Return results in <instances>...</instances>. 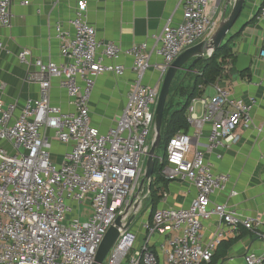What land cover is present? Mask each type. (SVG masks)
<instances>
[{
    "label": "built area",
    "instance_id": "obj_1",
    "mask_svg": "<svg viewBox=\"0 0 264 264\" xmlns=\"http://www.w3.org/2000/svg\"><path fill=\"white\" fill-rule=\"evenodd\" d=\"M13 2L0 0L3 28L12 26ZM181 6L182 22L174 25L168 20L152 36L153 45L144 42L124 49L98 39L88 23V4L80 1L68 28L64 23L55 28L61 63L32 62L29 49L19 53L20 63L37 68L29 80L39 85L40 94L18 116L17 104L0 101V264H95L100 245L117 218L122 217L125 226L132 215L136 219L128 230L120 229L105 264H203L224 241L223 225L231 232L251 231L264 243V220L245 218L212 202L216 193L226 189L229 177L214 173L204 155L194 150L207 125H211L207 146L212 152L237 146L239 129L251 123L250 104L232 98L219 85L215 96L193 100L203 110L201 117L193 107L189 110L193 134L178 132L170 139L165 156L156 157L158 173L152 184L156 178L163 183H190L197 189L196 199L188 208L153 211L149 207L147 220L141 215L151 197L149 184L138 191L154 138L164 78L181 54L209 42L224 19L218 0H181ZM260 16L264 18V4ZM4 50L0 42V52ZM122 56L133 59L135 79L116 127L101 134L91 124L89 102L100 76H124L126 68L118 63ZM152 71L159 78L145 84ZM54 80L65 90L74 111L52 105ZM55 143L67 148L61 162L53 159ZM212 217L221 225L205 243L203 222ZM142 234L140 246L138 235ZM155 235L169 237L163 257L150 246ZM245 262L264 264V254L248 253Z\"/></svg>",
    "mask_w": 264,
    "mask_h": 264
},
{
    "label": "crops",
    "instance_id": "obj_2",
    "mask_svg": "<svg viewBox=\"0 0 264 264\" xmlns=\"http://www.w3.org/2000/svg\"><path fill=\"white\" fill-rule=\"evenodd\" d=\"M22 1L14 0L12 4V26H0V42L5 46V50L0 52V101L17 104V116L29 100L39 98L40 94L39 85L29 80V75L36 72L37 68L20 63L19 53L29 49L32 51V62L40 59L43 62L61 63L60 43L56 39L55 28L59 23H64L68 28L67 22L74 17L80 1L88 4V23L96 29L98 39L114 42L124 49L144 42L153 45L152 36L159 34L168 20H172L174 25L183 20L181 0H29L28 5L22 4ZM227 1L218 0L223 13ZM263 4L264 0H246L239 20L225 39L226 43L233 41L229 54L221 61L224 73L214 85L206 89L203 96H215L216 85L227 89L232 98L250 104L251 123L239 129L241 140L235 147L210 152L207 145L211 125L205 127L204 136L194 145V150L200 151L205 161L212 165L214 173L229 177L226 189L216 193L212 202L224 204L228 210L245 218L261 220H264V18L260 16ZM231 8H228V14ZM118 63L126 68L124 76H100L89 102L91 124L101 134H107L111 128L116 127L126 108L135 79L132 58L122 56ZM181 74L184 83L191 86L194 75H187L185 70ZM158 78L159 74L152 71L144 82L154 84ZM189 78H192L190 82ZM175 100L179 102L181 99L176 97ZM51 101L52 105L60 107L64 112L74 111L65 90L59 87L58 80L53 81ZM192 102L186 112L187 120L191 107L196 116H202L201 103ZM193 131L189 127L180 132L192 135ZM63 147L65 152V146L54 144L55 162H61L63 154H57V150ZM217 155L222 158L219 159ZM156 188L162 191L156 209L188 208L197 197V189L187 182L163 183ZM233 191L234 196L231 195ZM220 225L217 217L203 222L205 243L214 236ZM222 229L224 241L211 260L203 264H246V254H264V243L255 233L244 228L231 232L224 225ZM143 237L144 234L140 235L138 240L140 246L144 244ZM168 242L169 237L155 235L150 246L163 257L162 251Z\"/></svg>",
    "mask_w": 264,
    "mask_h": 264
},
{
    "label": "water",
    "instance_id": "obj_3",
    "mask_svg": "<svg viewBox=\"0 0 264 264\" xmlns=\"http://www.w3.org/2000/svg\"><path fill=\"white\" fill-rule=\"evenodd\" d=\"M246 0H228L224 8V19L220 23V26L212 39L207 43H200L187 51H185L179 58L173 63L167 72L164 81L162 83L161 92L156 108L155 118V131L154 138L151 144L149 156L145 167V176L142 180L141 186L138 193H141L145 184H149L148 190H151V184L154 180L155 169H156V153L161 147L162 143V128L163 120L165 116L167 101L170 95L172 84L179 73V71L185 70V66L192 61L189 65L188 70L194 67L199 61H203L206 58L211 57L217 52L224 44L228 34L236 25L239 20ZM232 6L230 13L228 14V8ZM135 215H132L126 225H123L122 217H118L115 224L107 232L96 256L95 264H105L107 257L115 247L120 237V229L128 230L134 220Z\"/></svg>",
    "mask_w": 264,
    "mask_h": 264
},
{
    "label": "trees",
    "instance_id": "obj_4",
    "mask_svg": "<svg viewBox=\"0 0 264 264\" xmlns=\"http://www.w3.org/2000/svg\"><path fill=\"white\" fill-rule=\"evenodd\" d=\"M232 41L233 39L224 44L211 57L199 61L191 69L186 70L188 68L185 67L187 75H194L191 86L184 83V78L181 76L183 75L181 74L182 71H179L177 74L171 87L163 120L161 146L164 148V156L170 139L181 130H187L189 128L186 112L191 102L195 99L202 98L206 93V89L214 85L217 79L223 75L224 68L221 61L229 54ZM194 71L197 73L193 74ZM176 97L182 101H176ZM157 173L158 161L156 160L155 176H157ZM160 184H163V181L160 178H156L151 186V197L149 201H151L150 208L153 211L156 209L157 201L161 199L160 194L162 191L156 188Z\"/></svg>",
    "mask_w": 264,
    "mask_h": 264
},
{
    "label": "rangeland",
    "instance_id": "obj_5",
    "mask_svg": "<svg viewBox=\"0 0 264 264\" xmlns=\"http://www.w3.org/2000/svg\"><path fill=\"white\" fill-rule=\"evenodd\" d=\"M221 12L223 13V11L221 10ZM188 68V67H187ZM186 70H188V69H186ZM191 79L192 78H189L188 79V81L190 82L191 81ZM190 84V83H189ZM64 148V147H63ZM57 148H55V150H56ZM64 150H65V148L64 149H61V148H58V150H57V154H63V152H64ZM54 151V150H53ZM55 152V151H54ZM53 152V153H54ZM156 156H158V157H162V156H164V148L161 146L158 150H157V153H156ZM56 159V158H55ZM149 203H151V201H148V202H146L145 204H144V208H143V211H142V213H141V215H144V219L145 220H147V218H148V212H149ZM84 207H88V208H90V204H85L84 205ZM139 219V218H138ZM134 227H136V226H134ZM133 232H136V228H133ZM140 237V235H138V238Z\"/></svg>",
    "mask_w": 264,
    "mask_h": 264
}]
</instances>
